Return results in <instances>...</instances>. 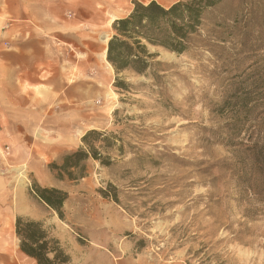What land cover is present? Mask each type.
Segmentation results:
<instances>
[{"label":"rangeland","instance_id":"rangeland-1","mask_svg":"<svg viewBox=\"0 0 264 264\" xmlns=\"http://www.w3.org/2000/svg\"><path fill=\"white\" fill-rule=\"evenodd\" d=\"M134 1L169 7L188 0H90L89 8L78 0H10L15 11L21 4L26 37L52 29L54 42L73 44L66 62L81 60L83 51L90 65L84 78L96 80L95 90L106 85L99 102L91 101L97 117L89 120L81 110L88 122L77 119L71 101L70 113L57 108L34 135L21 127L24 115L18 138L4 139L0 124V177L10 188L3 235L9 255L0 264H36L19 249L18 217L43 223L72 264H264V50L229 45V53L177 56L150 47L170 67L163 79L124 74L136 87L120 94L103 51L113 23L132 12ZM34 46L38 52L40 44ZM65 117L79 124L61 136L56 130ZM11 126L17 129L15 121ZM92 130L121 137L131 146L126 157L100 150L113 166L90 159L84 179L58 180L50 165L82 148ZM110 184L119 204L100 194ZM35 185L68 194L63 219L37 197Z\"/></svg>","mask_w":264,"mask_h":264},{"label":"trees","instance_id":"trees-1","mask_svg":"<svg viewBox=\"0 0 264 264\" xmlns=\"http://www.w3.org/2000/svg\"><path fill=\"white\" fill-rule=\"evenodd\" d=\"M231 1V2H230ZM188 0L169 7L156 1L147 4L134 1L132 12L113 23L114 35L107 47V62L115 73L113 87L120 94H132L136 87L122 75L151 77L156 84L160 75L170 67L157 61L150 47L163 49L177 56L208 51L211 54L229 53V45L240 51L259 52L264 49V0ZM84 146L63 156L61 163L51 164L50 170L58 180L74 182L87 175L90 159L101 166L111 167V157H102L100 150L116 153L124 159L129 144L116 134L89 131ZM37 197L55 210L63 219V207L68 194L56 188L34 186ZM118 190L109 185L100 190L102 197L119 204ZM15 233L19 249L36 264H72L60 241L53 237L43 223L18 217ZM137 245V249L143 248Z\"/></svg>","mask_w":264,"mask_h":264},{"label":"crops","instance_id":"crops-1","mask_svg":"<svg viewBox=\"0 0 264 264\" xmlns=\"http://www.w3.org/2000/svg\"><path fill=\"white\" fill-rule=\"evenodd\" d=\"M78 1L87 4V8L90 7V0ZM20 5L19 3L15 11L10 0H0V124L2 137H5L4 139H10L11 136L18 138L22 134L19 133L22 115L26 121L22 122L21 127H28L31 135H34L41 129V122H47L57 111V108H60L62 112L70 113L73 109L68 105L75 106V104H70L71 101H77V119L88 122L89 120L84 119V113L81 112L82 107L89 101H95L102 90L97 91L95 90L96 86L93 87L96 80L94 84L90 85L88 78H84V74H88L90 69L88 56L81 51V60L74 61L73 59V63L77 67L75 69L73 68L74 64H68L65 57L71 56V51L74 50L73 44L62 40V44L67 45V48L56 43L58 41L54 42L55 36L52 34V29L44 35L31 32L27 38L26 33L22 30V23L25 22L26 16L19 12L22 8ZM18 38L22 39L13 42V39ZM36 42L40 44L39 53L35 50ZM35 54L41 55L40 61L38 60L39 56ZM103 57L104 59L106 57L105 49ZM59 61L61 64L58 63ZM75 71L77 75H80L76 81L71 77ZM101 74L103 73H97V80ZM93 89L95 94L91 95L90 92ZM35 101H37V105L42 106L40 110L34 109ZM58 101L63 103L61 107L58 106ZM86 111L89 113V109ZM65 118V123L61 119L63 122H61L60 129L56 130V133L61 136L70 134L74 126L79 124L74 121L73 124L72 121L67 120V117ZM14 121L17 123L16 130L11 126ZM47 131L49 130L46 129L45 132ZM48 137L57 138L58 135ZM9 210V184L0 177V259L6 258V253L7 256L9 255V250L5 247L7 238L3 236L6 233L5 221L8 219Z\"/></svg>","mask_w":264,"mask_h":264},{"label":"bare ground","instance_id":"bare-ground-1","mask_svg":"<svg viewBox=\"0 0 264 264\" xmlns=\"http://www.w3.org/2000/svg\"><path fill=\"white\" fill-rule=\"evenodd\" d=\"M109 67H110V66H109ZM100 79H101V78H100ZM104 80H105V79H104ZM100 81H101V80H100ZM102 81H103V80H102ZM102 81H101V82H102ZM97 86H98V89H99V90H101V89L103 88V86H102L101 84H98ZM99 90H97V91H99ZM93 93L95 94V91H92V92H91V95H92ZM94 94H93V95H94ZM97 95H98V94H97ZM95 101H98V102H99V99H97V97H96V100H95ZM95 104H96V103L90 101V102L86 103V104L82 107V108H83L82 111H84V112H87L86 110L89 109V114H86V115L88 116V119H89V120H91L92 118L97 117V115H98V112L95 111V108H96V107H93V106H95ZM106 106H107V105H106ZM82 108H81V109H82ZM91 108H92V110H91ZM107 109H109V108H107ZM90 110H91V112H90Z\"/></svg>","mask_w":264,"mask_h":264},{"label":"water","instance_id":"water-1","mask_svg":"<svg viewBox=\"0 0 264 264\" xmlns=\"http://www.w3.org/2000/svg\"><path fill=\"white\" fill-rule=\"evenodd\" d=\"M101 40H102V41H103V40H107V36H105V35L101 36Z\"/></svg>","mask_w":264,"mask_h":264}]
</instances>
